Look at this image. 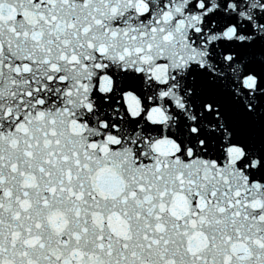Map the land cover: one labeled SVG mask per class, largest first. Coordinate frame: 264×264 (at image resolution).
Returning a JSON list of instances; mask_svg holds the SVG:
<instances>
[{
    "label": "snow or ice",
    "instance_id": "obj_1",
    "mask_svg": "<svg viewBox=\"0 0 264 264\" xmlns=\"http://www.w3.org/2000/svg\"><path fill=\"white\" fill-rule=\"evenodd\" d=\"M0 264H264V0H0Z\"/></svg>",
    "mask_w": 264,
    "mask_h": 264
}]
</instances>
